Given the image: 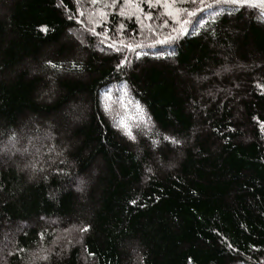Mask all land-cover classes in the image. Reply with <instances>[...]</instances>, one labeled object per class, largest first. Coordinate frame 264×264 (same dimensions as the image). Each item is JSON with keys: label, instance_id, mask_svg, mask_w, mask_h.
Listing matches in <instances>:
<instances>
[{"label": "trees", "instance_id": "trees-1", "mask_svg": "<svg viewBox=\"0 0 264 264\" xmlns=\"http://www.w3.org/2000/svg\"><path fill=\"white\" fill-rule=\"evenodd\" d=\"M23 127L55 138L0 152V264H264L259 0H0V150Z\"/></svg>", "mask_w": 264, "mask_h": 264}, {"label": "rangeland", "instance_id": "rangeland-1", "mask_svg": "<svg viewBox=\"0 0 264 264\" xmlns=\"http://www.w3.org/2000/svg\"><path fill=\"white\" fill-rule=\"evenodd\" d=\"M82 27L85 28V26L82 24ZM87 29V28H86ZM77 34L79 35V32H77ZM97 49L98 50H103L102 49V45L100 43H98L97 45ZM219 91H222L218 88H216L215 90H212V92L210 93H214L215 95H218L217 93ZM231 94V92H230ZM71 107L73 108V117L74 120H78L82 114L84 113V106L79 104V105H71ZM75 108V109H74ZM150 126V125H149ZM48 127V125H47ZM151 127V126H150ZM37 128L35 131H32L31 129H28L23 127L21 128V134L25 135L26 139L24 138V136L20 137H14V138H9L5 141L4 146L2 147V149L0 150V152L4 153L6 156L10 158L13 157V155H20L19 157H24V155L26 156V160H24L23 158V163L25 165H27V168L30 170L31 173H37L39 171H41V167L39 166L40 164H42V161L40 160V157H38V152L36 151V143H40V141L46 140L49 144L53 142V139L55 138L54 134H52V131H49L47 128H39V127H35ZM49 128V127H48ZM32 131V132H31ZM149 133H151L150 130H148ZM147 132V133H148ZM35 143V145H34ZM55 147V146H54ZM55 151H57L56 148H54ZM18 153V154H17ZM35 159H34V158ZM29 172V171H28ZM84 181L83 179H80L77 181V187L81 188L83 185ZM78 188V189H79ZM56 223L57 222H53ZM15 230L16 228H12V230ZM14 232V233H13ZM6 231L4 233V236L2 237L3 239L0 242V253L6 249L10 244L12 245V239L16 233L15 231Z\"/></svg>", "mask_w": 264, "mask_h": 264}, {"label": "snow or ice", "instance_id": "snow-or-ice-1", "mask_svg": "<svg viewBox=\"0 0 264 264\" xmlns=\"http://www.w3.org/2000/svg\"><path fill=\"white\" fill-rule=\"evenodd\" d=\"M232 2L234 3H237V2H240V3H246V2H249V0H232ZM260 3H264V0H259ZM178 143V141H177Z\"/></svg>", "mask_w": 264, "mask_h": 264}]
</instances>
